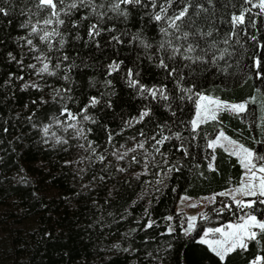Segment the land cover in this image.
Segmentation results:
<instances>
[{
    "label": "trees",
    "instance_id": "16d2710c",
    "mask_svg": "<svg viewBox=\"0 0 264 264\" xmlns=\"http://www.w3.org/2000/svg\"><path fill=\"white\" fill-rule=\"evenodd\" d=\"M93 2L103 5L96 8L106 13L102 19L80 7L70 17L61 13L64 25L45 26L47 11L33 15L34 0H0L7 12L0 13V264H254L264 257L259 230V242L247 241L246 249L223 261L198 237L207 227L240 223L249 214L264 219V197L243 199L257 203L242 209L219 195L240 185L244 168L223 148L208 147L224 132L264 156L262 103H249L239 114L221 111L195 131L191 121L197 94L241 103L264 92L260 0H174L169 16L191 6L180 31L169 27L168 36L160 31L167 24L152 19L164 0L156 8L150 0L121 4L126 17L110 10L118 0ZM249 8L242 24L232 22ZM29 18L38 29L62 36L41 40L43 31L24 27ZM90 24L99 25L100 35L88 36ZM209 31L211 36L201 35ZM161 41L170 44L161 50ZM172 48L179 52L168 59ZM38 56L49 65L40 76L52 90L48 96L29 83ZM161 56L177 68L174 76L158 67ZM184 56L202 59L193 63ZM161 86L167 100L140 91ZM72 122H81L79 140L46 142V126ZM133 141L142 150L118 164L113 153ZM211 195L214 202L185 234L178 199Z\"/></svg>",
    "mask_w": 264,
    "mask_h": 264
},
{
    "label": "snow or ice",
    "instance_id": "6c2138e0",
    "mask_svg": "<svg viewBox=\"0 0 264 264\" xmlns=\"http://www.w3.org/2000/svg\"><path fill=\"white\" fill-rule=\"evenodd\" d=\"M142 0H118L116 3L111 4V11L118 13L121 16H127L126 10H121L120 5H138L141 4ZM211 2V0H209ZM151 6L153 8L157 7V0H150ZM174 3V0H164V3H161L159 5V11L156 12L152 19L156 22L164 21L168 27H161L160 31L165 35L168 36V28L175 29L177 32L180 31L181 25L183 24L185 17L188 15V7L186 6L183 8H180L179 11H173L172 15H168L169 8ZM244 3L251 4L252 0H244ZM34 6L36 8V12L33 13V15H39L41 11H47V17L42 20L43 25L48 26L52 25L53 23L57 25H64L65 20L61 19V13H63L65 16L70 17L72 15L73 10H77L80 7H89L91 8L92 12L97 15L98 18L102 19L106 13L102 12H96L97 7H102L103 5H95L93 0H70V2L66 3V0H34ZM261 10H264V0H260V3L257 5ZM147 7V5H145ZM202 7V6H201ZM244 11H251V9H245L241 12L240 15H233L232 16V22L234 24H242L245 20ZM0 13L7 15V12L3 7H0ZM82 19H87V17H82ZM180 23H177V22ZM41 21H37V23H40ZM73 27H78V23L76 21H72ZM32 25L31 18H29L28 23L24 25V27H29ZM40 31H43V35H40L41 40H49L52 36H62V34L57 31L53 30L51 32L47 30L38 29L37 26L32 25L31 26V32L34 34H39ZM101 29L98 24H90L88 26V36L94 37L100 35ZM189 33L184 32L182 33V36L184 39L188 38ZM201 35H207L211 36L212 32L209 31L206 34ZM113 39L119 41L118 37H113ZM64 39L61 38L59 43L62 46L64 44ZM28 44H31L32 41L29 39L27 40ZM143 43V41H141ZM165 43H169L170 41H161L159 44V49L164 50ZM224 43H227V40L224 41ZM145 47H150L151 45L145 44ZM214 47V45H213ZM195 50L194 46L192 44H189L187 46V52L191 53ZM179 52V48H172L170 51V54L168 56V59H174L176 53ZM184 59L192 60L193 63H195L198 60H201V57H196L193 59L191 56H184ZM222 58V57H221ZM64 59H67L65 56ZM32 67H35L33 65ZM59 67V65H57ZM112 70H116L118 68V64H112L111 65ZM158 67L163 69L169 77L174 76L177 73V68L175 66L169 68L168 63L165 62L164 57L158 58ZM49 65L45 63L43 67L40 69V72H48ZM129 75L131 73L129 72ZM67 79V77H65ZM131 84L135 85L136 81H130ZM166 86H161L159 88H152V89H143L141 88L140 91H147L153 98L157 96V94L160 95V97L164 100L168 99V96L165 94ZM187 91H191V89H187ZM199 101L201 103L197 104V112H196V119L191 121L192 129L195 131L198 129L201 125V123L206 122L208 119L216 120L218 112L223 109L226 111L234 112V113H243L247 110L246 103H238V104H229L226 102H222L218 99H213L210 97H207L205 95L197 94ZM207 101V103H203ZM92 103L95 104L97 101L95 98H93ZM71 115V114H69ZM148 112L142 113V116H147ZM73 119L75 117H72ZM44 133L47 135L48 128H44ZM167 137H164V140H166ZM221 139H228L224 132H220L219 136L211 141L208 144V147L214 148L217 144H219ZM59 142V141H57ZM157 143H163V140L157 141ZM229 143L235 145V141H229ZM142 146V145H141ZM232 155L238 156L240 158L241 164L244 166V168L247 170L248 173H250L248 177V183L244 184L242 183L241 186L235 190V193L232 194V198L235 201V204L239 208H248L251 209L254 204L257 203L256 200H239L236 199L237 195H243L244 197H264V156H257V154L252 150L244 145H238L233 148V151L231 153ZM259 173L260 175H257ZM259 181L257 184L256 181ZM221 195H229V193H221ZM259 203L264 205V199H260ZM170 219V218H169ZM192 220H195V217L191 218ZM148 227H151V224L148 225ZM231 231H225L223 228H217V229H208L205 233V236L208 235V233L211 232H217L220 233L224 239L222 240H208L204 239L201 240V243L207 244L211 247L212 251L223 261L225 257L231 253L236 251L237 248L240 249H246L248 247L247 241H258V233L256 230H259L261 234H264V219H258L255 215H247V218L243 220L242 223L239 224H229L227 226ZM193 228V224L188 225V229L191 230ZM260 260H264V257L257 258V260L254 262V264H259Z\"/></svg>",
    "mask_w": 264,
    "mask_h": 264
},
{
    "label": "rangeland",
    "instance_id": "374dc122",
    "mask_svg": "<svg viewBox=\"0 0 264 264\" xmlns=\"http://www.w3.org/2000/svg\"><path fill=\"white\" fill-rule=\"evenodd\" d=\"M45 64V61L43 59L42 56H38V57H34V61L31 63V67L33 65H35V67H33L35 69V73L33 78L29 81V83L32 86L41 88L43 90V93L46 94V96H48L49 94L52 93V90L49 89V87H45L43 84H40V76L44 73L47 72H40V69L43 67V65ZM210 97V96H207ZM213 98V97H210ZM216 99V98H213ZM219 100V99H218ZM221 101V100H220ZM261 101V108H262V118H261V122L264 123V92L262 91H258L255 96L249 100V102H241V103H246V105H248L249 103H254V104H259L257 102ZM225 102V101H222ZM201 103V101H199V99H197L196 102V108H195V112H194V116L192 118V120L196 119V112H197V104ZM203 103H207V101L203 102ZM229 104H238V103H230V102H226ZM221 111H226L221 109L218 114ZM230 112V111H229ZM234 113V112H232ZM217 114V116H218ZM208 121H212L211 119H208L206 122ZM205 123V122H203ZM201 123V124H203ZM60 126V127H58ZM192 126V125H191ZM48 128V133L47 135H45L44 133V138L46 139V142L48 144H55L59 142H75L77 140H79L80 136H81V132H82V126H81V122H72L70 124L67 125H61V124H54L51 126H46ZM219 136V134L216 136V138ZM227 137V136H226ZM215 138V139H216ZM228 138V137H227ZM214 139V140H215ZM229 141H233L230 138L228 139H221L219 144L216 145L223 148L227 153H232L233 148L240 145L238 143H236L235 145L229 143ZM142 145V146H141ZM143 144L140 141H133L129 144L123 145L121 146L119 149H117L114 153H113V159L120 164L121 162H124L127 157L139 150H142ZM215 148V147H214ZM232 155V154H231ZM235 156V155H233ZM239 162H240V158L238 156H235ZM241 164V162H240ZM242 165V164H241ZM242 167L244 168V166L242 165ZM145 168L134 172V176H139L141 173L145 172ZM250 173L247 172V170L244 168V174L241 180V183L239 186L235 187V188H231L229 190L223 191L221 193H229V195H221V193L219 195L221 196H227L229 197L234 203L235 201L232 198V194L235 193V190L238 189L242 183L246 184L248 183V177H249ZM257 175H260L259 173H257ZM256 183L258 184L259 181L257 180ZM245 198H250V197H244L243 195H237L236 199L239 200H243ZM215 200V196L211 195V196H206V197H200V198H196V199H192L186 196H181L178 199L177 205H176V210L177 212H181L186 216V227L184 228L183 232L185 234H190L194 231V228L196 226L197 223V217L198 215L211 203H213ZM195 217V220H192L191 218ZM243 222V221H242ZM240 222V223H242ZM193 224V228L191 230L188 229V225L189 224ZM229 224H233V223H226L224 225H220V226H212V227H207L202 234L198 237V240H204V239H208V240H222L224 239V237L217 232H211L208 233L207 236H205V233L207 232L208 229H217V228H223L226 232L227 231H231V229H229L227 226ZM234 224H239V223H234ZM207 245V244H206ZM210 249L211 247L209 245H207ZM212 250V249H211Z\"/></svg>",
    "mask_w": 264,
    "mask_h": 264
}]
</instances>
